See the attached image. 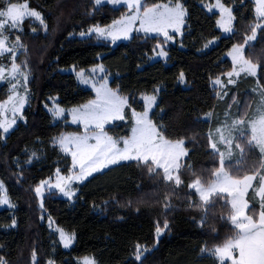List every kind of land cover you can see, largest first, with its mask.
<instances>
[{"label":"trees","instance_id":"obj_1","mask_svg":"<svg viewBox=\"0 0 264 264\" xmlns=\"http://www.w3.org/2000/svg\"><path fill=\"white\" fill-rule=\"evenodd\" d=\"M8 0H0L2 10ZM27 2L41 13L47 31L34 21L26 20L20 35L31 58V76L28 84L29 102L24 110L25 120L5 137L0 129V180L15 204L13 210L0 211V255L9 264H31L33 250L37 264H78L85 256H92L97 264H205L202 250L219 246L233 234L227 220L230 206L217 200L207 222L200 226L203 209L195 192L186 187L194 180L192 172L202 180H211V170L218 167V157L209 144V133L220 125L216 119L226 111L229 100L220 101L212 81L225 77L232 63L225 58L231 47L240 43L247 26L254 22L252 0H222L232 7L236 16L234 32L225 37L217 28L219 15L210 14L203 4L212 0H181L187 9V25L182 40L174 46L163 39L135 35L128 42L113 45L95 38H79L81 31L94 25L112 24L123 16L125 8L95 6L94 0H11ZM167 0H145V3H165ZM91 13V15L89 14ZM40 31L37 35L30 32ZM43 30V32H42ZM74 33V34H72ZM264 29L258 30L252 48L245 55L261 63L259 84L264 86ZM72 34L73 37H69ZM250 34V32L248 33ZM212 40L217 44L204 51ZM162 46L168 53V63L151 61L150 57ZM181 45V47H180ZM8 58H0V64ZM103 65L112 76L111 87L129 97V104L137 111L144 106L141 94H155L160 90L158 104L151 114L157 124L162 123L170 139L184 138L189 156L181 168L184 181L179 187L166 186L162 176L149 174L135 162L113 167L77 186L76 202L71 203L56 195L45 198L39 207L35 187L52 177L61 158L53 148V138L80 129L63 123H54L45 105L49 98L57 97L58 104L71 109L95 98L92 90L83 88L74 74L63 72L74 67L86 70ZM183 73V81H181ZM257 78L243 77L231 87L239 104L232 112L241 114L245 104L249 115L256 107ZM8 86L0 87V102L7 99ZM213 111L211 121L205 120ZM126 119L108 127L113 138L130 135L133 125L131 110H125ZM35 149L41 158L30 164L29 151ZM258 149L249 153V159L259 157ZM16 161H19V165ZM189 164L191 170H189ZM239 167L247 169L248 165ZM233 171H235L233 169ZM241 175L244 173L241 172ZM249 174H251L249 172ZM173 207L165 208V197ZM247 200L259 210V199ZM75 234L74 246L66 251L46 222ZM15 218L16 227L11 220ZM167 219L169 228L159 237L155 235L157 223L163 226ZM214 229V230H213ZM141 245L140 261L135 260V245ZM206 252V251H205Z\"/></svg>","mask_w":264,"mask_h":264},{"label":"snow or ice","instance_id":"obj_2","mask_svg":"<svg viewBox=\"0 0 264 264\" xmlns=\"http://www.w3.org/2000/svg\"><path fill=\"white\" fill-rule=\"evenodd\" d=\"M104 2L105 0H94V5L99 6ZM106 2L111 5H126L130 14L121 16L120 19L114 20L112 24L105 27L91 26L79 33L81 37L95 33L98 38L115 42L131 39V33L135 30L146 35L154 33L162 36L164 41H172L175 37L170 33L183 34L182 29L188 13L181 0H167L166 3L151 5L145 3V0H106ZM254 5V22L247 26L242 42L234 44L227 53L232 61V69L224 73L227 79L222 80L217 77L212 84L220 88V91L215 93L216 97L224 100L228 96V92L224 89L228 85L237 84L241 74L257 78V88L253 91H258L259 94L258 107L252 115H249L248 108L251 105L245 104L242 114L237 116L231 112V107L232 104L238 105L239 102L232 99L226 107L223 120L217 114L216 119L220 121V126L208 136L210 148L218 157V167L211 170V176L214 178L202 180L199 174L193 171L194 180L186 185L198 194L199 206L204 211L201 227L207 222L209 213L214 211L217 200H223L226 206H230L227 220L233 226V234L221 245L211 250H202L216 257L217 264H225L226 261L230 264H264V86L259 84L260 60L257 59L254 62L251 56L255 53L251 51L249 56L245 55V48L251 49L253 47L251 42L257 40L258 30L264 29V0H254ZM142 6L143 10H141ZM213 9L218 10L220 14L216 21L218 27L224 33H232L233 23L236 20L232 7L227 6L222 0H215V3L207 5L208 12H212ZM27 17L35 18L47 30L41 13L30 9L27 2L8 0L5 7L0 10V58H3L6 53L12 54L8 58L11 61L10 67L0 64V82L7 81L9 84V95L3 103H0V129L5 134L16 125L17 119H26L23 110L29 99L27 83L31 73L26 70L27 61L16 62V53L22 49L26 51V48L21 43L19 35H15L14 40H10L7 33L14 30L22 31L21 26ZM32 31L34 32L35 28ZM261 35L264 36V33ZM211 43L214 41H209V44ZM157 47L159 48L160 45ZM205 47L208 45L206 44ZM158 54L162 57L167 56V52L162 48ZM104 72L103 65H98L88 74L84 70L76 73L81 84L94 89L95 99L68 110L71 123L81 125L82 132L64 133L53 138L52 143L58 146L60 152L71 158V163L67 174H62L61 169L57 167L54 182L48 178L35 187V194L41 198V208H43L46 186L51 194L54 195V190H58L60 194L71 200L77 192V189L72 187L74 183H83L95 173L107 174L105 170H114L113 166H119L122 163L135 162L137 167L146 168L149 174L162 176L166 186L169 187L176 188L184 183L180 169L185 166L184 158L189 156L185 139H170L166 135L163 124H157L150 117V113L156 106L157 96L143 95L141 99L145 101L144 108L142 111H137L129 104L127 95L109 87L108 80L98 75ZM181 81H183V73H181ZM125 109L131 110L133 120L130 135L113 138L106 131V125L117 120H125ZM48 110L54 119L63 118L66 111L55 103ZM212 117L213 111L210 110L206 114V119ZM221 145L223 148L220 147ZM253 149H258L260 155L258 158L249 159V153ZM32 158L40 157L33 151L26 163L30 164ZM16 162L19 165V161ZM244 164L248 165L247 169L239 167ZM188 167L191 170L190 164ZM241 172L244 174L241 175ZM257 181L258 187L253 188L254 182ZM249 189H253L259 196L258 211L255 209L248 211L249 202L245 197ZM252 199L255 201L256 196ZM165 201L166 209L173 207L167 202V195ZM0 205L15 208L3 180H0ZM48 224L49 227L54 224L51 217L48 218ZM10 227H16L15 218L11 220ZM168 228L167 219L164 220L162 227L159 223L156 224L157 241ZM54 230L59 233V242L63 244V247L70 248L75 240V234H70L60 227ZM135 253V260L140 261L141 245L139 243L135 245ZM0 264H9L3 255H0ZM31 264H37L35 250L32 252ZM47 264H55L54 259H49ZM78 264H97V261L92 256H85Z\"/></svg>","mask_w":264,"mask_h":264},{"label":"rangeland","instance_id":"obj_3","mask_svg":"<svg viewBox=\"0 0 264 264\" xmlns=\"http://www.w3.org/2000/svg\"><path fill=\"white\" fill-rule=\"evenodd\" d=\"M253 2H254V0H252ZM166 3V2H165ZM211 3H215V0H212V2H207V3H204L203 4V6H204V8L206 9V11H207V5L208 4H211ZM101 6H111V7H113V8H125L127 11L123 14V15H125V14H130V13H128V9H127V6L126 5H123V4H121V5H111V4H108L107 2H106V0H105V2L103 3V4H101V5H99V7H101ZM30 8V7H29ZM31 9V8H30ZM141 10H143V6H142V9ZM208 12V11H207ZM208 13H210V14H214V13H216V14H218L219 16H220V14H219V11L218 10H216V9H213V11L212 12H208ZM32 20V21H34L35 23H37V24H39L40 25V27L42 28V29H44V26L43 25H41L40 23H39V21H37V20H35V18H33V17H27V18H25L24 19V21H23V24H24V22L26 21V20ZM120 19V18H119ZM219 19V18H218ZM23 24H22V31H19V30H14L13 32H11V33H7V34H9V38H10V40H14V38H15V35H19V34H21L22 32H24V27H23ZM186 25H187V17H186V23H185V26H184V28L186 27ZM137 27H138V22H137ZM184 28L182 29V35L181 34H179V33H170L171 35H173L175 38H174V40H172V41H165V42H167L169 45L171 44L172 46H174V45H176V44H179L178 43V41L180 42L181 40H182V38H183V36H184ZM217 28L221 31V33H222V35L223 36H225V37H228V36H231L232 34H233V32H234V23H233V32L232 33H224L219 27H218V25H217ZM31 31H32V29H31ZM44 31L46 32L47 30H45L44 29ZM40 31H32V32H30L31 34H33V35H37L38 33H39ZM42 32H43V30H42ZM72 34H74V33H72ZM72 34L69 36L70 38L71 37H73L72 36ZM135 35H142V36H145V37H149V38H160V39H163L164 40V38L162 37V36H159V35H156V34H154V33H150V34H144L143 32H140V31H133L132 33H131V37H134ZM20 36V35H19ZM78 37L79 38H95L97 41H104V42H109V43H111V44H113V45H116V44H118V43H121V42H128V41H130L131 39H128V40H123V39H121V40H117V41H115V42H112L110 39H103V38H98L97 36H96V34L95 33H93L92 35H86V36H84V37H81L80 35H78ZM212 41H214V43H211V44H209V42L207 43V45H208V47H205L204 48V51H207V50H210L212 47H214L216 44H217V40H212ZM21 43L23 44V42H22V40H21ZM180 47H181V45H180ZM161 48H162V46H160L159 48H157V50H155V52H153V56H151L150 57V60L151 61H163L164 63H168V59H169V55H168V53H167V56L166 57H162V56H160L158 53L160 52V50H161ZM163 50H164V48H162ZM165 51V50H164ZM12 54L11 53H6L5 54V56L7 57V58H9L10 56H11ZM225 58H227L228 60H230V62L232 63V61H231V58L230 57H228V55L226 54L225 55ZM22 61H27V69L26 70H28V71H30L31 72V58H30V56L28 55V53L27 52H25V50H20V51H18L17 53H16V62L17 63H21ZM10 63H11V61L9 60V59H7L5 62H3V63H1L2 65H4V66H6V67H10ZM22 67H23V65H22ZM95 67H97V66H95ZM104 67V66H103ZM93 68V67H92ZM92 68H89V69H86V70H84L85 71V73L86 74H88L89 72H90V70L92 69ZM104 69H105V72L104 73H102V74H98L99 76H102V77H105L107 80H108V85H109V87H111V81H112V76L111 75H109L108 74V72H107V70H106V68L104 67ZM78 71H80V70H76L74 67H72V68H69V69H67V70H63V72H67V73H71V74H74L75 76H76V78H77V75H76V73L78 72ZM31 76V75H30ZM243 77H246L244 74H241V76L238 78V82L243 78ZM247 77H249V76H247ZM227 79V77L225 76L222 80H226ZM29 80H30V77H29ZM29 80H28V83H27V88H28V84H29ZM77 81H78V79H77ZM79 82V81H78ZM237 82V83H238ZM79 84L83 87V88H86V89H89V90H92L93 91V93L95 94V91H94V89L93 88H91L90 86H88V85H84V84H81L80 82H79ZM4 85H7L8 86V92H9V84H8V82L7 81H4V82H0V87L1 86H4ZM236 85V84H235ZM235 85H228L227 86V88L226 89H224V91H227L228 92V96L227 97H225L224 98V100H220L219 98V100L220 101H222V102H225V101H227V100H229V104L231 103V101H232V99H235L236 101H238L239 102V99H238V97L234 94V93H231V87H233V86H235ZM213 87L216 89V91H220V88H219V86H215V85H213ZM112 88V87H111ZM257 88V87H256ZM255 89V88H254ZM28 90H29V88H28ZM114 90H117V89H114ZM21 91H22V89H21ZM120 92V91H119ZM159 92H160V90L158 91V92H156L155 94H151V95H156L157 96V101H156V106H157V104H158V98H159ZM255 92V94H256V107H255V110H256V108L258 107V101H259V94H258V91H254ZM30 93V92H29ZM9 95V94H8ZM143 95H145V94H141L139 97H138V100H139V102L140 103H142L143 104V106H144V104H145V101H143L142 99H141V97L143 96ZM148 95V94H147ZM95 99V98H94ZM5 101V100H4ZM4 101H1L0 103H3ZM28 102H29V99H28ZM53 103H55V104H58V98L57 97H51V98H49V100H48V103L46 104L48 107H46V105H45V108H46V110L49 112V108L50 107H52V105H53ZM239 104V103H238ZM59 105V104H58ZM235 105H237V104H232V107H231V112H232V108L234 109V107H235ZM27 106H28V103H26V105H25V107H24V110L27 108ZM60 106V105H59ZM156 106L153 108V110H152V112L155 110V108H156ZM65 109V108H64ZM24 110H23V112H24ZM66 111H65V115H64V117L63 118H60V119H54L53 117V122L54 123H63L64 125H70V126H73V127H75V128H78V129H80V131H78V132H82L83 131V128H82V126L81 125H73L72 123H71V116H70V113L68 112V110L69 109H65ZM126 110V109H125ZM255 110H254V112H255ZM152 112L150 113V117H151V114H152ZM253 112V113H254ZM50 113V112H49ZM233 114H234V112H232ZM51 114V113H50ZM242 114V113H241ZM235 115H240V114H235ZM52 116V115H51ZM9 118H11V115L9 114ZM205 118V120H207V121H211L212 120V118L211 119H206V116L204 117ZM223 118H224V114L222 115V117L220 118L221 120H223ZM23 122L24 120H19V119H17V123H16V125L15 126H13V128H11L10 130H9V132L8 133H3L4 135H5V137L6 136H8L16 127H17V124L19 123V122ZM124 121V120H123ZM117 122H121L120 120H117V121H114L113 123H111V124H109V125H106V129L108 128V127H110V126H112V125H114L115 123H117ZM220 126V125H219ZM2 130V129H1ZM215 130V129H214ZM214 130L212 131V132H214ZM2 132H3V130H2ZM67 133H72V132H67ZM110 135V134H109ZM221 148H223V146L221 145L220 146ZM53 148H56L57 150H58V152L60 153L59 155L61 156V158L59 159V161H58V163L56 164V165H58L57 167H59L60 169H61V172H62V174H67V170L70 168V163H71V158L69 157V156H66L65 154H63L62 152H60L59 151V148H58V146H55L54 144H53ZM33 151H35L36 153H37V155L41 158V154L37 151V150H35V149H32V150H30L29 151V156L31 157V153L33 152ZM213 151V150H212ZM39 158V159H40ZM186 159H187V157L186 158H184V165L186 164L185 162H186ZM233 159L235 160L236 159V157L234 156L233 157ZM38 159H36V158H32V162H34V161H37ZM128 163H130V162H128ZM226 163H228V162H226ZM123 164V163H122ZM113 167H116V166H113ZM56 170V169H55ZM181 170V169H180ZM105 171H107V170H105ZM159 171V170H158ZM98 174H100V173H95L92 177H94V176H96V175H98ZM92 177H89L87 180H85L83 183H85V182H87L88 180H90ZM51 179H52V181L54 182L55 181V172H54V174L52 175V177H50ZM214 178V177H213ZM83 183H74L73 185H72V187L74 188V189H77V186H79V185H82ZM182 185V184H181ZM256 187H258V181L257 182H254V185H253V188H256ZM190 190H192V189H190ZM55 191V193H56V195L58 196V197H60V198H62V199H66V200H68V201H70L71 203H74V202H76V196H74L71 200H69L67 197H64L62 194H60L59 193V191L58 190H54ZM192 191H194V190H192ZM195 192V191H194ZM77 193H78V191L76 192V195H77ZM250 193H255L254 191H253V189H249V192H248V194H247V196L245 197V199H247L248 198V196H249V194ZM35 194V193H34ZM196 194V193H195ZM50 195H53V194H51L48 190H47V186H46V189H45V192H44V197H43V204H44V200H45V198L46 197H48V196H50ZM35 196H36V199H37V202H38V204H39V207H40V200H41V198L39 197V196H37L36 194H35ZM196 196L198 197V194H196ZM255 196L257 197V199H259V196L255 193ZM251 207V205H250V203H249V208ZM42 209V208H41ZM2 210H13V208H9L7 205H0V211H2ZM249 211V210H248ZM46 224H47V226H48V228L51 230V232H53L55 235H56V237H57V239H58V241H59V233H57V232H55V228L56 227H58V226H56V224L54 223L53 224V226L52 227H49V224H48V221L46 222ZM233 227V226H232ZM71 234V233H70ZM60 243V242H59ZM61 244V246H62V248L64 249V250H66V251H68V250H70L73 246H74V244H75V240H74V242L72 243V245H71V247L70 248H68V249H65L64 247H63V244L62 243H60ZM144 257V256H143ZM143 257H141V259L143 258ZM202 257H205V259H204V261H206V263L205 264H217V259H216V257H213V256H211V255H209V253L208 252H202ZM225 264H230V262H228V261H226L225 262Z\"/></svg>","mask_w":264,"mask_h":264}]
</instances>
